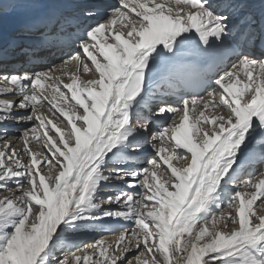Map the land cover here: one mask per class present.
<instances>
[{
    "label": "snow or ice",
    "instance_id": "snow-or-ice-1",
    "mask_svg": "<svg viewBox=\"0 0 264 264\" xmlns=\"http://www.w3.org/2000/svg\"><path fill=\"white\" fill-rule=\"evenodd\" d=\"M11 2L58 10L34 15L8 49L0 43V64L10 55L36 64L73 42L79 51L58 68L0 75V264H264V170H252L264 164V50L255 51L264 49V20L254 26L249 0H117L102 16L81 0ZM81 14L101 18L70 31ZM235 15L246 25L243 43L231 67L215 71L208 58L232 35ZM198 58L206 67L193 73L188 61ZM162 69L177 94H197L153 110L146 97ZM45 101L65 128L39 110ZM152 116L162 123L149 136ZM10 122L32 126L11 137ZM41 140L43 155L29 146ZM145 146L154 153L148 166L131 167ZM114 180L127 189L101 196ZM105 218L133 227L114 230L111 243H74Z\"/></svg>",
    "mask_w": 264,
    "mask_h": 264
},
{
    "label": "bare ground",
    "instance_id": "bare-ground-1",
    "mask_svg": "<svg viewBox=\"0 0 264 264\" xmlns=\"http://www.w3.org/2000/svg\"><path fill=\"white\" fill-rule=\"evenodd\" d=\"M256 1L257 0H249V2H248V8H247V11H246V14L247 15H251V14L254 13V11H255L254 7H255V4H256ZM0 2H2V4H3L2 9H0V31L1 32L3 30L7 31L9 25L15 23V21L12 19V17H13V15L16 12L25 11L28 7H31V6H33V5H35V4L38 3V2L37 3H29V4L24 5V4H13L11 2V0H0ZM216 2L222 3L223 0H216ZM78 17L81 19V18H83V15L81 14ZM238 17H239V15L233 16V19L231 20V23L234 22L235 20H237ZM23 24H25V23L22 22L21 24H19V26L13 31V33H11V35L9 36V39L2 43L3 46L6 49L9 48V46L12 44V42L14 40H16V39L19 38V30H20V28L22 27ZM84 27H85V24H82L81 26H78V28H84ZM70 31H74V29H70ZM74 50H75L76 53H77V51H79L76 48L75 42H73L70 46H65L62 50H52L51 52L45 53L44 55L46 56V59H49V61H52L51 57H52L53 54H56L57 55L56 56V59H60L62 61H65V60H69L70 59L69 57H67V54H69V53L71 54V51L73 52ZM16 51L18 53L19 52V49H17ZM255 51H256L257 54L260 53V51H258L256 49H255ZM61 62H57L56 63L57 65L54 68H58L59 65L61 64ZM44 64L41 63L40 65H37V66H31V65H28V63L25 62V60H24V58L22 56H19V55L12 56V55H10V56H8V58L6 57V59L3 61L2 64H0V75L6 74V73H8L10 71H16V72H21V73H23V72H31L33 70H35V71H46L50 67L45 68L44 67ZM20 66H21V68H23V67H27V68L26 69H23V70H19L20 69L19 68ZM74 70H76L75 69V61H71V63L69 64V67H68V72H72ZM89 78H91V77L90 76H83V79H89ZM63 79H65V81L68 80L67 77H64ZM69 82H70L69 80L67 82H64V80H63V83H69ZM209 89H211V88H209ZM62 90L67 93V90L66 89H63L62 88ZM172 91H173L174 94H177L174 90L167 91L165 88H163L162 86H160L157 89H155V90L152 91L153 93H151V101H152V98H155L156 96L164 97V98L168 99V100H166V102H168L172 107L177 108L176 103H175V101H177V100H174V99L170 98V95H169V93L172 92ZM45 94L46 95H49V98H51V95L53 93L50 94V90H48V92L45 93ZM68 95L70 97V93ZM192 97L193 96H189L187 98L190 99ZM14 98L17 101L20 99L19 97H14ZM57 99H58V97H57ZM56 102L58 104H61L62 105V103H60L61 102L60 100H57ZM44 103H47V102L45 101ZM159 105L157 106V108L155 110H158ZM45 107H46L45 109L44 108H40L39 110L44 114V116L46 118H48V119H55V120H56V118H58V119L64 120L63 117H60L59 116V113L56 112L55 109H51V111H49V109L51 108L50 105H46L45 104ZM142 111L144 112L145 115H149V113L146 110H142ZM53 113H55V115H53ZM21 114H27V113H26V111L21 110ZM151 118H152L153 121H156V123L154 125H151L152 127L150 128V131L151 130H155V129L158 130L159 129V126H160V124L162 122L159 121L158 118L155 117V116H152ZM177 122H178V117H177ZM23 124H24V126L25 125H28V123H23ZM15 125L16 124L14 122H10L7 125L8 133L11 134V135H13V137H15L16 135H20L21 131L23 130V129H18V127H16ZM62 125L60 124V127L61 128L64 127ZM150 134H151V132L149 133V135ZM15 141H17V139H15ZM19 141L21 143L20 144H17L15 146V148H16V150H17L18 153L22 152V150H23V142L21 140H19ZM148 147L149 146H147L146 148H148ZM249 148L250 149H254L256 152H259L260 151V146L258 144H256V145H250ZM145 149H142L141 152L144 151ZM32 151L36 152V151H38V149H34ZM38 159H39V157H38ZM143 164L144 163L141 160L137 159L135 161V163H132L130 166L133 167V168H137L136 165H138V168L137 169H140ZM260 164L261 163L257 162L254 165L253 171L254 170L257 171V169L259 168V165ZM113 167H117V165H113ZM125 167H129V165H125ZM243 179H248V177L245 175L243 177ZM128 180H131V179L129 178ZM120 188L127 189V184L124 181H116V180H114V181H112V184L107 187L108 192H104V193H110V192L114 193V190L113 189H116V191H117ZM101 195H104V194H101ZM107 196H109V195H106L105 197H107ZM257 203H259V201ZM105 207H111L113 209H116L118 206L115 205L113 207L111 205H105ZM257 212H258V214L264 213V209H259L258 208L257 209ZM96 227H97V230L96 231H93L91 233H88L84 238H81L79 240L75 239L74 240V243L77 244V245H79L81 247V244H83V243L89 244V243H92V242H94L96 240H99V239H102V238L105 239L106 236L109 233H114V230H120L121 227L129 228L130 229L132 227V224H131V222H126V221L119 220V219H116V218H105L104 221L98 222ZM76 235L79 236V234H76ZM106 242L111 243L112 240H107ZM71 250L74 251L75 249L73 248ZM68 251H69V249L57 250L58 253H56V258L57 259L63 258L68 253ZM88 252H89V254H91L92 250L91 251L88 250ZM129 255H131V254H129ZM89 263H91V261Z\"/></svg>",
    "mask_w": 264,
    "mask_h": 264
},
{
    "label": "rangeland",
    "instance_id": "rangeland-1",
    "mask_svg": "<svg viewBox=\"0 0 264 264\" xmlns=\"http://www.w3.org/2000/svg\"><path fill=\"white\" fill-rule=\"evenodd\" d=\"M6 40H8V38H5V39H3L1 42H3V41H6ZM76 54V52H75V50L72 52L71 51V54L69 53V54H67V57H72V56H74ZM56 54H53L52 55V57H51V59H52V61H49V59H48V61H47V59H44V60H42V63H45L44 64V67L45 68H47V67H50V68H54V67H56V63L57 62H61L62 60H60V59H56ZM46 60V61H45ZM56 60V61H55ZM235 61H232V63H234ZM62 63V62H61ZM69 67V66H68ZM229 67H231V65L230 66H228V67H226L224 70H226V69H228ZM20 69L19 70H22V69H25V68H22L21 69V66L19 67ZM75 71V70H74ZM74 71H72V72H74ZM55 74H57V76H61L62 77V80H64V82H67V81H65V79H63L64 77H67V76H65L63 73H61L60 71H57ZM63 75V76H62ZM82 79H83V76H82ZM49 84H51V81H49L48 82ZM49 90H50V94H52V92H51V88H49ZM207 91H211V89H208ZM201 95H204V96H207V92H204V93H201ZM15 99V98H14ZM57 100H59V97H58V99ZM61 101V100H60ZM60 103H62V105L60 104V106L61 107H64L65 109H68V105H65L64 103H63V101H61ZM44 104H46V105H48L47 103H44ZM157 106V105H156ZM156 106L155 107H153V110H155L156 109ZM44 109L46 108V107H43ZM177 108H180V105L179 106H177ZM48 110V109H47ZM47 112V111H46ZM27 113V112H26ZM209 113L211 114V110L209 109L208 110V112H206V115H209ZM26 115V114H25ZM52 121H53V123H56V125L58 126V127H60V124L62 125V126H64L65 127V125H66V121H64V120H61V119H58V118H56V120L55 119H52ZM60 121V122H59ZM63 121V122H62ZM58 122V123H57ZM65 123V124H64ZM16 127H18V129H24V128H27V127H31L32 125H30V124H28V125H25L24 126V124L23 123H21V124H16L15 125ZM161 126V125H160ZM64 127H62V129L64 128ZM152 126H150V128H151ZM151 131H156V129L155 130H151ZM150 131V132H151ZM9 136H11V137H13V135H11V134H9ZM19 135H16L15 137H18ZM150 136V135H149ZM11 143H12V145L15 147L17 144H20L21 142L19 141V140H17V141H15V139L14 140H12L11 141ZM42 144H43V141L41 140V141H39V142H36V141H30V144H29V146H30V148L32 149V150H34V149H38V151H40L41 152V154L43 155V150H42ZM147 146H145L143 149H145ZM154 155V153H153V150H152V148L151 147H148V148H146L144 151H142L141 153H140V155H139V157H138V159L139 160H141L144 164L142 165V167L141 168H143V167H147L148 165H147V160L148 159H150L152 156ZM25 161H27V159H28V157L26 156L25 158ZM133 163H135V161L133 162ZM175 163V162H174ZM186 163V161H181L180 162V164L182 165V164H185ZM136 167L138 168V165H136ZM47 169H43L42 168V171H44L45 173L47 172L46 171ZM253 170V169H252ZM262 170H264V164H260L259 165V168L257 169V171L256 172H258V171H262ZM255 171V170H254ZM128 182L129 183H131L132 181L131 180H128ZM114 190V193H112V192H110V193H104V192H108V190L106 189V190H104V191H102L101 193H100V195L101 194H104V195H101V196H103V197H105L106 195H113V194H115V192H116V189H113ZM111 206H115V205H111ZM97 226V225H96ZM94 227V228H87V229H84V230H81L80 232H78V233H76V234H79V236H77L76 234H75V237H74V240L75 239H77V240H79V239H81V238H84L88 233H91V232H93V231H96L97 230V227ZM132 227H133V225H132ZM120 229H124V227H121ZM116 234H118V232L116 233ZM107 240H112V242H114L115 241V234L114 233H109L107 236H106V238H105V241H107ZM84 245H86V243H83V244H81V248H83L84 247ZM88 250H90L91 251V249H88ZM56 253H58V252H56ZM79 255H83L84 253L83 252H81V253H78ZM64 258V257H63ZM63 258H61V259H63ZM89 264H91V263H89ZM133 264H135V262H133Z\"/></svg>",
    "mask_w": 264,
    "mask_h": 264
}]
</instances>
